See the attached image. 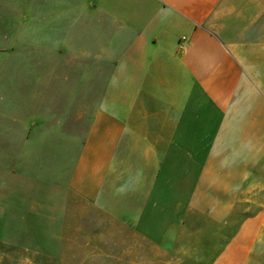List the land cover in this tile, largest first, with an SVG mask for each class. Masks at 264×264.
<instances>
[{"label": "crops", "instance_id": "obj_1", "mask_svg": "<svg viewBox=\"0 0 264 264\" xmlns=\"http://www.w3.org/2000/svg\"><path fill=\"white\" fill-rule=\"evenodd\" d=\"M0 6V264H60L76 205L264 264V0ZM107 72L74 129L70 79Z\"/></svg>", "mask_w": 264, "mask_h": 264}, {"label": "rangeland", "instance_id": "obj_2", "mask_svg": "<svg viewBox=\"0 0 264 264\" xmlns=\"http://www.w3.org/2000/svg\"><path fill=\"white\" fill-rule=\"evenodd\" d=\"M1 21L0 47L9 49L13 46L14 50H22L18 43L6 42V38L3 40V35H6L4 6H0ZM108 76V72L77 73L70 79L73 83L69 96L73 99L74 129H82L85 125ZM75 209L74 220L69 218L72 224L66 231L64 255L60 264H209L215 253L210 249L209 240L203 242L201 234H185L174 228L163 241L152 242L129 227L120 228L95 209L85 210L84 216L80 206L76 205ZM201 224L208 225L202 220Z\"/></svg>", "mask_w": 264, "mask_h": 264}]
</instances>
